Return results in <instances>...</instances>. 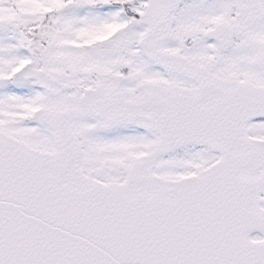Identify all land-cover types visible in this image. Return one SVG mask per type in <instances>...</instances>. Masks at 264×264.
Masks as SVG:
<instances>
[{
    "label": "snow or ice",
    "instance_id": "snow-or-ice-1",
    "mask_svg": "<svg viewBox=\"0 0 264 264\" xmlns=\"http://www.w3.org/2000/svg\"><path fill=\"white\" fill-rule=\"evenodd\" d=\"M0 264H264V0H0Z\"/></svg>",
    "mask_w": 264,
    "mask_h": 264
}]
</instances>
